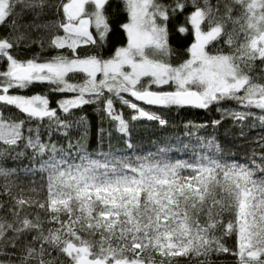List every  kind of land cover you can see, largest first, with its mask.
I'll return each mask as SVG.
<instances>
[{
	"label": "snow or ice",
	"instance_id": "6c2138e0",
	"mask_svg": "<svg viewBox=\"0 0 264 264\" xmlns=\"http://www.w3.org/2000/svg\"><path fill=\"white\" fill-rule=\"evenodd\" d=\"M137 102L215 109L186 135L230 120L247 150L89 152L85 105L127 149L168 124ZM0 264H264V0H0Z\"/></svg>",
	"mask_w": 264,
	"mask_h": 264
},
{
	"label": "trees",
	"instance_id": "16d2710c",
	"mask_svg": "<svg viewBox=\"0 0 264 264\" xmlns=\"http://www.w3.org/2000/svg\"><path fill=\"white\" fill-rule=\"evenodd\" d=\"M112 44H118L124 41L123 34L117 30L112 38ZM172 44L174 47L178 48L179 53L183 54V46H186L188 41L183 40L180 37H174L172 39ZM38 48H33L26 55H31L32 53L39 52ZM105 54H108L107 51ZM42 56L50 55V53H41ZM175 62V60H174ZM35 93H45L49 95L52 102L51 106L56 107V101L65 98L64 94L50 93L46 84H34L27 90H23L22 94L32 95ZM69 96L71 94H68ZM116 107L121 109L122 106L117 103ZM95 105H85L82 110H77L76 115H86L90 125L89 139L87 141V149L89 152H96L98 150L109 151V144H111V151L115 152L117 155L135 157L136 155H146L149 152H156L159 148L166 147L170 148L172 151L169 155L173 158H188L196 146V136L204 137H215L216 140L221 143L222 147L226 150L232 148L233 151L236 150L233 145H243L245 150H247V145H245L242 139H238L236 133H238V128L232 126V121L225 120L222 125L218 127H212L210 124L207 128H202L196 131L195 135H186L187 129L185 125L192 121L194 123H206L210 119L219 118V113L213 109L208 112L203 109H192L185 107H172L170 109H151L157 111L158 114L164 116L168 121L166 126H160L156 121H132L131 122V142L135 145L134 149H127L125 144V138L122 134L115 131L114 124L110 122L107 118L101 119V113L95 110ZM147 108V107H146ZM123 114L126 119L130 117L131 110L124 107L122 108ZM103 127L106 130L111 131V137H108L107 132L104 136V141L102 147L98 145L97 133L99 128ZM246 131H248L246 129ZM256 131H260L257 129ZM253 133L249 132V140H251ZM188 144L190 147L185 150L184 145ZM119 150V151H117ZM243 153H241L242 155ZM231 243V241H230Z\"/></svg>",
	"mask_w": 264,
	"mask_h": 264
},
{
	"label": "water",
	"instance_id": "95a60500",
	"mask_svg": "<svg viewBox=\"0 0 264 264\" xmlns=\"http://www.w3.org/2000/svg\"><path fill=\"white\" fill-rule=\"evenodd\" d=\"M137 103H141L142 104V102H137ZM142 106L147 107V108H150V109H161L158 106H147V105H143V104H142ZM185 108H192V107L185 106ZM192 109H196V108H192Z\"/></svg>",
	"mask_w": 264,
	"mask_h": 264
}]
</instances>
